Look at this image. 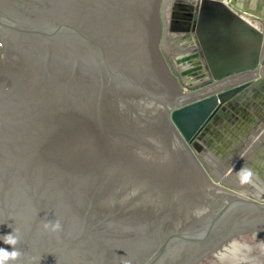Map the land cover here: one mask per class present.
<instances>
[{
	"label": "water",
	"instance_id": "obj_1",
	"mask_svg": "<svg viewBox=\"0 0 264 264\" xmlns=\"http://www.w3.org/2000/svg\"><path fill=\"white\" fill-rule=\"evenodd\" d=\"M158 1L0 0V237L18 236L15 264H264L262 36L220 0H162L158 24ZM168 1L171 32L200 42L209 7L255 40L251 58L214 70L203 50L207 77L180 92L155 48ZM177 43L163 54L179 81Z\"/></svg>",
	"mask_w": 264,
	"mask_h": 264
},
{
	"label": "crops",
	"instance_id": "obj_2",
	"mask_svg": "<svg viewBox=\"0 0 264 264\" xmlns=\"http://www.w3.org/2000/svg\"><path fill=\"white\" fill-rule=\"evenodd\" d=\"M194 1V0H192ZM231 12L251 28H255L262 36V46L259 57L264 54V0H220ZM174 2V1H173ZM175 4L173 9H177ZM172 10V6L171 9ZM212 8H205V23L199 32L200 42L195 36L190 38L194 42H187L191 52L184 56V69L188 70H208L205 62V55L212 60V65L222 67L214 70H235L242 65L241 60L247 61L254 52L255 40L239 28L232 19L225 15L211 14ZM170 19V18H169ZM211 20V21H210ZM169 23V20H168ZM183 32H172V40L182 36ZM195 34V33H194ZM187 39L190 33L183 34ZM178 44V43H177ZM201 44V45H200ZM202 46V47H201ZM197 49V52H196ZM180 53V52H179ZM176 54V53H174ZM185 55V54H184ZM264 81V66L256 73ZM206 77H202V80ZM201 88V87H200Z\"/></svg>",
	"mask_w": 264,
	"mask_h": 264
},
{
	"label": "rangeland",
	"instance_id": "obj_3",
	"mask_svg": "<svg viewBox=\"0 0 264 264\" xmlns=\"http://www.w3.org/2000/svg\"><path fill=\"white\" fill-rule=\"evenodd\" d=\"M162 0H159L158 1V4H157V10H156V13H157V22L158 24L160 23L159 22V5H160V2ZM172 2V1H170ZM169 1L167 2L166 4V8H168V10L166 9V12L164 13L166 15V22H167V28H166V41L167 43L165 44H162L161 41H160V38L161 36L157 35V39H156V45H155V48L160 56V58L162 59L168 73L174 78L175 82H176V85L179 89L180 92H183V93H187L188 92V89L186 88L187 86H192L193 84H196V77H195V70H188V69H184V61H185V58L184 56H187V55H190L189 52H191V49L185 44L188 42H194L193 39L192 40H186L185 38L180 40L178 37L177 38V41H178V45L182 46L184 48V51L183 52H178L176 54H172L170 55V59H171V64L172 66L176 69V71L178 72L179 76H180V80L184 86H182L180 84V82L176 79L175 75L173 74L171 68H169V66L167 65V63L165 62V58H164V54H163V50L164 52H167L169 51L171 48H170V44H171V41L173 38H175L174 36H172V32L169 30V23H168V20H169V16H170V9H171V3ZM197 52V50H196ZM185 54V55H184ZM203 74V77H207L206 76V73H205V70L204 72L202 73Z\"/></svg>",
	"mask_w": 264,
	"mask_h": 264
},
{
	"label": "clouds",
	"instance_id": "obj_4",
	"mask_svg": "<svg viewBox=\"0 0 264 264\" xmlns=\"http://www.w3.org/2000/svg\"><path fill=\"white\" fill-rule=\"evenodd\" d=\"M239 175L241 182L247 183L250 180L252 173L250 170H245L242 168ZM60 227L61 226L58 221L55 223L49 221L48 223L44 224L45 229H51V231L53 232L60 230ZM0 240H2L4 244L11 246L12 248L11 251L7 250L6 248H0V264H15V262L21 255V253L16 248V245L19 242L18 236L14 235L12 232L0 237Z\"/></svg>",
	"mask_w": 264,
	"mask_h": 264
},
{
	"label": "flooded vegetation",
	"instance_id": "obj_5",
	"mask_svg": "<svg viewBox=\"0 0 264 264\" xmlns=\"http://www.w3.org/2000/svg\"><path fill=\"white\" fill-rule=\"evenodd\" d=\"M170 12H171V10H170ZM170 20V19H169ZM169 25H171V24H169ZM173 26L174 25H176V24H172ZM181 27L183 26V25H180ZM204 72V70H195V77H196V83H200L201 82V80H202V77H203V73Z\"/></svg>",
	"mask_w": 264,
	"mask_h": 264
}]
</instances>
